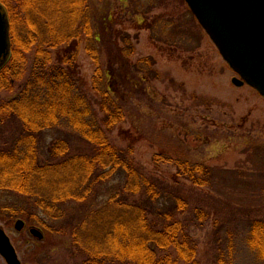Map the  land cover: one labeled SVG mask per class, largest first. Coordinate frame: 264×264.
<instances>
[{
    "label": "trees",
    "instance_id": "trees-1",
    "mask_svg": "<svg viewBox=\"0 0 264 264\" xmlns=\"http://www.w3.org/2000/svg\"><path fill=\"white\" fill-rule=\"evenodd\" d=\"M0 2L9 18L12 45L0 69V93L11 94L0 97V192L8 196L1 210L39 222L60 238L65 257L58 264H199L190 229L201 228L216 212L211 205L218 199L203 190L220 188L221 171L192 160L186 147L169 139L153 156L155 165L175 167L167 182L135 163L132 143L117 146L108 138L130 116L126 93L120 91L123 83L113 76L114 63H121L131 83L128 90L139 96L151 81L184 89L182 84L157 70L152 56L128 61L135 52L130 36H116L123 42L118 45L111 15L94 26L92 0ZM82 36L96 65V98L79 84L75 57ZM59 49L63 55L52 62V51ZM141 117L131 118L137 133L151 140L161 137L163 129ZM52 130L57 137L42 158V142ZM110 180H118L117 186L110 189ZM221 221L218 217L212 225L216 240H222ZM248 243L264 254L263 219L250 221ZM222 247L217 241L218 252Z\"/></svg>",
    "mask_w": 264,
    "mask_h": 264
},
{
    "label": "rangeland",
    "instance_id": "rangeland-1",
    "mask_svg": "<svg viewBox=\"0 0 264 264\" xmlns=\"http://www.w3.org/2000/svg\"><path fill=\"white\" fill-rule=\"evenodd\" d=\"M91 12L94 26L100 24L103 16L111 15V33L115 37L130 36L135 52L128 61L152 56L157 70L169 73L184 87H169L166 82L156 80L148 82L145 94L139 96L128 90L131 83L126 81L121 63H114L113 76L123 83H119L120 91L126 93L130 116L108 133L109 141L117 146L132 143L135 163L167 182L175 167L165 162L157 166L153 156L159 151V144L168 146L169 139L186 147L192 160L219 169L220 188L203 190L218 199L208 202H212L209 210L216 212L208 216L201 228L190 229L197 241L199 264H264L260 248H251L248 243L250 221L264 220V98L247 84L233 83L238 75L222 58L185 0H92ZM116 38L118 45H123L121 38ZM85 46L86 37L82 36L75 57L77 75L82 90L96 98L98 94L92 88L96 65ZM59 51H52V62L62 52ZM101 55L105 68L106 56ZM10 95L5 91L0 93L1 98ZM209 99L216 101L210 105L206 102ZM141 116L155 129H163L161 137L154 135L153 140L158 143L147 134L137 133L131 118ZM133 134L137 136L131 140ZM56 135L54 130L45 134L42 158H46L47 148ZM117 184L118 180H110L107 186L111 189ZM7 200L8 196L0 192V205ZM1 207L0 228L9 236L19 264H58L64 259L65 244L60 238L46 231L39 222L34 224L23 217H20L23 226L16 229L14 223L18 218L10 217ZM218 217L223 219L219 226H222V240L211 235ZM33 225L42 237L30 233ZM217 241L223 244L219 252ZM260 247L263 251L264 246ZM0 264H7L1 254Z\"/></svg>",
    "mask_w": 264,
    "mask_h": 264
},
{
    "label": "water",
    "instance_id": "water-1",
    "mask_svg": "<svg viewBox=\"0 0 264 264\" xmlns=\"http://www.w3.org/2000/svg\"><path fill=\"white\" fill-rule=\"evenodd\" d=\"M190 11L215 44L228 66L238 75L236 85L247 84L264 98V0H185ZM11 55L10 25L0 2V69ZM24 224L15 221V228ZM30 233L42 237L32 227ZM0 254L7 264H19L9 237L0 228Z\"/></svg>",
    "mask_w": 264,
    "mask_h": 264
}]
</instances>
